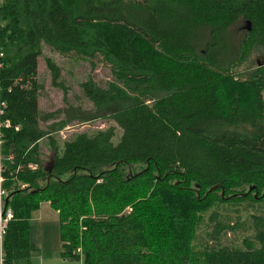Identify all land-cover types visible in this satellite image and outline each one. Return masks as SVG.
Wrapping results in <instances>:
<instances>
[{"label":"trees","instance_id":"1","mask_svg":"<svg viewBox=\"0 0 264 264\" xmlns=\"http://www.w3.org/2000/svg\"><path fill=\"white\" fill-rule=\"evenodd\" d=\"M42 46L112 76L82 84L91 109L69 106L45 129ZM263 49L264 0H0V174L13 213L4 264L30 263V214L42 202L57 213L64 260L264 264V60L237 70ZM45 65L62 87L59 67ZM101 118L115 126L61 143L52 135ZM242 212L251 237L221 243Z\"/></svg>","mask_w":264,"mask_h":264},{"label":"rangeland","instance_id":"2","mask_svg":"<svg viewBox=\"0 0 264 264\" xmlns=\"http://www.w3.org/2000/svg\"><path fill=\"white\" fill-rule=\"evenodd\" d=\"M244 31L245 25L240 24L237 28L233 29V36L239 39ZM45 58H49L59 67V79L62 81V87L52 85L50 73L45 65ZM263 60L264 49L251 54L247 61L237 67V70H246V67L260 64ZM88 80L100 87H105L112 80V76L108 67L103 64H98L94 69H91L90 65L85 61L71 56L63 57L51 51L46 46H42L41 56L37 59V81L41 85L38 93V109L42 115L51 113L53 116L49 117L45 122H41L40 127L45 129L54 123L63 124L65 122L64 111L69 106L78 108L80 111L91 109L92 104L86 99L82 90V84ZM108 126H115V123L112 120L104 118L84 123L71 122L62 126L58 131L52 133V135L58 143H61L73 133H91ZM115 133L114 142L117 141L120 135L119 128H115ZM40 146L42 152L47 155L49 152L45 144V139L40 141ZM5 199L4 205L7 206ZM217 210V214L215 215L218 216V220L223 222L229 221V224L232 226L231 222L235 220V217L231 210L223 208H218ZM239 215H241L240 226L233 230V232H228L226 235H223L221 243L241 246V241L244 237H251L248 227L243 226L246 214L242 212ZM208 216L207 214L205 215V221L208 220ZM213 223L208 222V224H203L199 228L194 241L197 247L200 246L201 242L204 243L207 240L209 242L208 235L211 232L209 225ZM29 238L34 245L29 264H81L80 261L76 260H66L64 262V259L60 257L58 216L56 211L47 202H42L37 210L31 212Z\"/></svg>","mask_w":264,"mask_h":264},{"label":"built area","instance_id":"3","mask_svg":"<svg viewBox=\"0 0 264 264\" xmlns=\"http://www.w3.org/2000/svg\"><path fill=\"white\" fill-rule=\"evenodd\" d=\"M4 108H5L4 102L0 101V116L3 114ZM8 126H9L8 121L4 123L0 122V129L2 127H8ZM15 129H17V127ZM0 147H1V133H0ZM1 167H2V164H1V155H0V171H1ZM2 181H3V178L0 174V264H4V256H3V251H2L3 238L5 235L6 229L8 227V223L13 218V213L11 209L4 205V198L6 196V191L1 186Z\"/></svg>","mask_w":264,"mask_h":264},{"label":"water","instance_id":"4","mask_svg":"<svg viewBox=\"0 0 264 264\" xmlns=\"http://www.w3.org/2000/svg\"><path fill=\"white\" fill-rule=\"evenodd\" d=\"M212 188H215V187H212ZM210 190H211V189H210ZM7 200H8V198L5 199V203H7Z\"/></svg>","mask_w":264,"mask_h":264},{"label":"crops","instance_id":"5","mask_svg":"<svg viewBox=\"0 0 264 264\" xmlns=\"http://www.w3.org/2000/svg\"><path fill=\"white\" fill-rule=\"evenodd\" d=\"M48 204V203H47ZM49 205V204H48ZM64 262H66V260H63ZM42 264V263H41Z\"/></svg>","mask_w":264,"mask_h":264}]
</instances>
